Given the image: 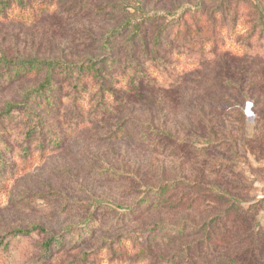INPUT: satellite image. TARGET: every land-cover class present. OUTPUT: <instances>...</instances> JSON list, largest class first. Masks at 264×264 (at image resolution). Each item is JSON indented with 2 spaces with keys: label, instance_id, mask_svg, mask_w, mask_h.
<instances>
[{
  "label": "rangeland",
  "instance_id": "374dc122",
  "mask_svg": "<svg viewBox=\"0 0 264 264\" xmlns=\"http://www.w3.org/2000/svg\"><path fill=\"white\" fill-rule=\"evenodd\" d=\"M139 1L147 10L160 13L200 2ZM259 1L264 6V0ZM201 3L204 17L197 18L192 39L185 43L163 37L160 57L154 60L147 57L148 49L143 51L137 36L135 45H129L131 30L123 24L133 9L122 0H55L54 8L39 19L30 15L25 20H0V56L8 59L88 63L90 58L106 61L113 54L129 64L128 73L107 79L110 92L94 82L87 84L85 115L99 111L100 92L110 96L106 97L108 109L99 111L100 117L89 125L73 129L67 118L43 109L46 128L55 132L62 145L59 151L34 158L19 169L18 177L2 181L1 231L41 225L45 234L60 235L80 224L100 201L103 206L97 219L101 228L82 247L100 254H92L88 264H182L181 251L200 248L206 239L201 229L216 220L213 230L221 241L212 244L208 264H264V234L259 238L251 230V222L244 221L256 217L264 223V123H258V116L264 118V58L238 53L237 39L247 33L246 12L238 15L234 38L223 31L219 3ZM160 26L162 23L143 27L151 55ZM112 30H119L112 33L115 38L107 37ZM215 39L218 48L213 45ZM107 40L113 52L104 47ZM222 42L225 47H220ZM6 70L0 62V74ZM44 73L38 69L0 90V112L8 102L20 103L23 92L41 83ZM228 75L243 81L248 97L220 85ZM71 89V83H63V94ZM151 128L170 133L175 142L166 143ZM199 137H214L218 143L204 146ZM236 147L241 161L235 159ZM146 188H154L156 193L148 195V203L143 205ZM214 188L238 198L241 209ZM128 207L136 212L124 219L122 210ZM158 224L157 240L142 243L147 230ZM181 227L187 229L183 236L158 240L161 234ZM133 234L140 239L137 247L125 243V247L101 252L108 240L119 242ZM42 238L23 242L6 263L80 264V251L72 250L55 252L46 260L40 248Z\"/></svg>",
  "mask_w": 264,
  "mask_h": 264
},
{
  "label": "trees",
  "instance_id": "16d2710c",
  "mask_svg": "<svg viewBox=\"0 0 264 264\" xmlns=\"http://www.w3.org/2000/svg\"><path fill=\"white\" fill-rule=\"evenodd\" d=\"M194 7L180 6L175 12L166 11L160 13L158 11L147 10L145 5L139 0H122V3L129 5L133 9V14L129 16L123 26L130 27V34L127 36L129 45L132 47L135 45V37L139 38L144 49H148L145 38L143 37V27L151 23H162L160 30L153 39V45L155 51L153 54H149L147 50V57L154 60L159 58V54L162 51L161 43L163 37L174 38L176 41H183L192 39L194 31H197V18L204 17V7L199 0ZM211 3H219L221 8L220 15L223 19V31L228 35L235 38L236 22L238 15L241 12H246L248 22L246 23L247 33L237 39L239 44V52L241 55L251 58H264V6L259 0H208ZM55 0H0V20L8 21L11 19H24L28 16H32V19H39L54 8ZM252 11L255 14H252ZM20 13V14H19ZM15 15H19L15 17ZM25 20V19H24ZM177 32L174 34V30ZM119 30H112L107 37H113L112 33ZM132 40V41H131ZM212 41V40H211ZM107 45L104 47L109 49V52L114 50L111 48L110 40H107ZM146 45V46H145ZM214 47L218 48L217 40H213ZM224 43H220V47ZM170 48L171 45H168ZM183 47V44H182ZM115 55L110 54L106 61L96 60L90 58L88 63H72L66 62L61 59H39V58H25L19 61L6 58L3 54L0 56V62L2 65H6L7 70L0 74V90L8 87L15 81L28 77L38 69L44 70V78L41 83L36 86H32L26 89L22 94V100L20 103L8 102L5 107V111L0 112V190H3L2 181L9 182L10 180L18 177L20 174L19 169H24L25 166L30 165L36 157H44L48 152L59 151L62 143L61 139L55 136V132L46 128L45 115L43 109L47 113H54L58 116H64L67 118V124L73 128H82L90 123L96 121L101 113L108 109L109 98L103 92H100V104L97 105L99 111H89L88 115H85V92L87 91V84L94 82L101 88H106V92H110L106 86L107 79L116 77L122 73H128V62L125 59H118ZM162 60V58H160ZM141 73L140 71H138ZM76 75V76H75ZM144 77V75H141ZM141 81H137V86L141 85ZM63 83H71L72 89L68 94L62 93ZM129 85L133 86L130 82ZM110 85V84H109ZM220 85L223 88L230 89L233 92H237L244 97H248L244 88L243 81L236 82L231 77L224 76ZM108 102H107V101ZM39 109V110H38ZM259 125H263L264 118L258 116ZM156 136L165 138L166 143H174V137L163 130L150 129ZM213 136V135H212ZM214 138V137H213ZM213 138L206 139L199 137V143H203L204 146H211L217 144ZM13 142V143H12ZM197 143V142H196ZM194 143V146L198 145ZM238 148L236 147L235 159L241 161L239 157ZM15 162L16 165L11 166L10 162ZM175 183V182H174ZM8 184V183H7ZM6 184V185H7ZM173 182L165 185L162 190L163 193H167ZM145 197L143 205L148 200V195L156 193L154 188L145 189ZM214 192L223 198H228L238 209H241V201L228 193L214 188ZM161 198V196H159ZM264 201V200H263ZM100 201H96L93 207V211H90L85 218L77 226H70L66 228L62 234H45L47 230L41 225H35L31 228H14L9 233L0 230V264H7L6 259L9 260L12 257L14 251L23 245V242L30 240L34 237H43V243H41L42 257L46 260H50L52 254L55 252L61 253L64 251H80V258L78 263L88 264V259L93 254V257H97L94 250H83L82 247L94 236L95 230L101 228L100 221L97 219L99 211H102L103 205ZM120 210V209H119ZM104 211V209H103ZM124 213V219H130L135 210L132 207H128L122 210ZM247 223L251 222V230L258 234L262 238L264 234V223L256 217H249L244 219ZM218 221L209 222L201 229V233L206 234V239L203 240V244L200 248L195 249H183L179 254V259L182 264H208L212 257L211 247L212 244L218 245L221 241V236L216 238L215 230ZM158 226L151 227L149 234H147L146 240L142 243H148L149 240H157ZM175 232L171 234H161L159 241L167 242L177 237L183 236L186 228H175ZM196 230V229H194ZM38 233V234H36ZM146 235V234H144ZM134 236V237H133ZM137 234H133L132 237H124L122 241L108 240L109 242L105 247H102L101 252H105L106 249L110 251L113 247L119 248L125 247L124 244L133 243L137 247V243L140 241L137 238ZM143 237V236H142ZM141 246V243H139ZM102 252V253H103ZM108 252V253H109ZM101 253V254H102ZM46 260H41L46 262Z\"/></svg>",
  "mask_w": 264,
  "mask_h": 264
}]
</instances>
